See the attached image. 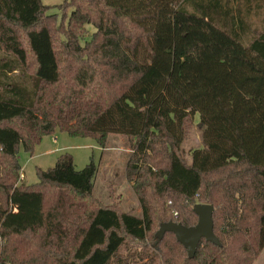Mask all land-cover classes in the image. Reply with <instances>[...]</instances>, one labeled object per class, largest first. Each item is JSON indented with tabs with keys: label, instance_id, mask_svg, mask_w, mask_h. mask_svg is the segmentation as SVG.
Segmentation results:
<instances>
[{
	"label": "trees",
	"instance_id": "1",
	"mask_svg": "<svg viewBox=\"0 0 264 264\" xmlns=\"http://www.w3.org/2000/svg\"><path fill=\"white\" fill-rule=\"evenodd\" d=\"M241 1L251 5L71 0L62 67L43 0H0V264L255 263L264 249V29L244 41ZM89 24L97 31L81 47ZM197 113L203 146L188 162L182 145ZM57 129L101 146L110 134L135 139L127 175L141 217L94 198V160L78 170L63 153L38 168V183L21 182L20 146L32 153ZM198 203L214 206L220 244L203 238L190 257L175 233H157L169 221L195 226Z\"/></svg>",
	"mask_w": 264,
	"mask_h": 264
},
{
	"label": "rangeland",
	"instance_id": "2",
	"mask_svg": "<svg viewBox=\"0 0 264 264\" xmlns=\"http://www.w3.org/2000/svg\"><path fill=\"white\" fill-rule=\"evenodd\" d=\"M47 5L46 23H51L53 34L56 40V48L61 66L67 67L63 63L66 57L65 44L66 36L62 32L63 24L68 22L73 10L71 0H43ZM251 5L241 1L240 11L246 17L249 24V33L243 37L245 42H250L256 32L264 29V0H251ZM238 13L237 10L234 12ZM97 31L96 26L89 24L81 34L80 45L84 47L86 42L91 39ZM25 34H22L24 41ZM24 45L28 48L27 42ZM29 49V48H28ZM31 70L34 71V63L31 61ZM68 69L65 76H70L72 71ZM199 114H195L192 120L187 124V136L182 147L187 161H191V151L201 148L202 129L199 127ZM94 137H73L66 132L56 130L52 135L45 136L41 143L37 144L32 153L24 150L20 146L19 160L22 165L21 182L24 184H35L39 182L38 168L46 170L55 166L58 158L63 153H69L73 156L75 167L78 170L83 169L92 160L98 165V173L94 180V198L102 205H110L118 208L120 212H128L136 216H142V208L137 194L127 175V166L133 152L135 139L124 134H110L104 146H101ZM172 199L168 200L171 205ZM172 210L169 215L176 219L175 211ZM179 217V215H178ZM159 229L157 225L151 235L155 236ZM150 237L148 241L152 240ZM154 241V238H153ZM254 264H264V249Z\"/></svg>",
	"mask_w": 264,
	"mask_h": 264
},
{
	"label": "water",
	"instance_id": "3",
	"mask_svg": "<svg viewBox=\"0 0 264 264\" xmlns=\"http://www.w3.org/2000/svg\"><path fill=\"white\" fill-rule=\"evenodd\" d=\"M214 210L211 204L198 203L194 206V211L198 215L195 226L186 227L179 222L169 221L161 225L157 237L163 238L168 231L175 233L178 241L187 249L189 256L193 257L203 238L220 244V239L214 230Z\"/></svg>",
	"mask_w": 264,
	"mask_h": 264
},
{
	"label": "built area",
	"instance_id": "4",
	"mask_svg": "<svg viewBox=\"0 0 264 264\" xmlns=\"http://www.w3.org/2000/svg\"><path fill=\"white\" fill-rule=\"evenodd\" d=\"M174 214H175V217L178 218V215H179L178 212H175ZM0 241H3L1 234H0Z\"/></svg>",
	"mask_w": 264,
	"mask_h": 264
}]
</instances>
